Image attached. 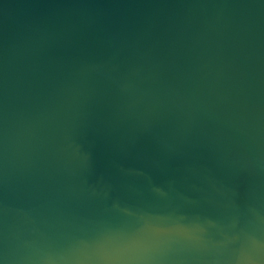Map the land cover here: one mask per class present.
<instances>
[{"label": "water", "instance_id": "water-1", "mask_svg": "<svg viewBox=\"0 0 264 264\" xmlns=\"http://www.w3.org/2000/svg\"><path fill=\"white\" fill-rule=\"evenodd\" d=\"M0 264H264V0H0Z\"/></svg>", "mask_w": 264, "mask_h": 264}]
</instances>
